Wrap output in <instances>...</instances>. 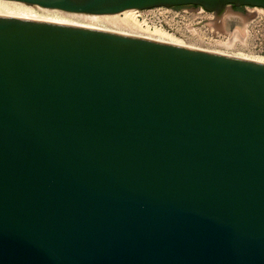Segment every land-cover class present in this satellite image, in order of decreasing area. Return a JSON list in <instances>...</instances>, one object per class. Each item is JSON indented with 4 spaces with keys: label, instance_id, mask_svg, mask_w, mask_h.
Masks as SVG:
<instances>
[{
    "label": "water",
    "instance_id": "obj_1",
    "mask_svg": "<svg viewBox=\"0 0 264 264\" xmlns=\"http://www.w3.org/2000/svg\"><path fill=\"white\" fill-rule=\"evenodd\" d=\"M240 6L0 0V264H264V63L23 11Z\"/></svg>",
    "mask_w": 264,
    "mask_h": 264
},
{
    "label": "rangeland",
    "instance_id": "obj_2",
    "mask_svg": "<svg viewBox=\"0 0 264 264\" xmlns=\"http://www.w3.org/2000/svg\"><path fill=\"white\" fill-rule=\"evenodd\" d=\"M248 10L256 11L258 14L244 25L235 19L217 20L212 12L202 9L187 10V18L184 20L174 18L172 15H162L160 20H153L157 28L161 22L164 31L174 35L180 45L248 59H264V9L249 7ZM227 12L233 13L226 11L225 15ZM145 14L147 13H141L142 16ZM136 18L138 22H142L141 17L137 15ZM212 18L217 20L213 24L210 22ZM125 28L120 31L133 32L135 27ZM237 28L242 29L241 33Z\"/></svg>",
    "mask_w": 264,
    "mask_h": 264
},
{
    "label": "bare ground",
    "instance_id": "obj_3",
    "mask_svg": "<svg viewBox=\"0 0 264 264\" xmlns=\"http://www.w3.org/2000/svg\"><path fill=\"white\" fill-rule=\"evenodd\" d=\"M24 13L29 19L48 21L60 24H69L75 26H81L86 28H94L101 30H108L113 32H119L123 34L135 35L145 37L161 42H167L172 44L180 45L174 35L167 33L160 28H150L143 26L142 22H138L136 14H120V15H97V14H86L77 12H67L60 10H50L41 8L23 7ZM123 15V17H121ZM237 20L243 22V25L248 21V17L238 15L236 13H229L225 15L224 20ZM124 25V27H123ZM134 26L133 32L120 31V29H126V26ZM130 28V27H129ZM240 33L241 28H237ZM237 33V32H236ZM242 58V57H241ZM264 63V59L253 58Z\"/></svg>",
    "mask_w": 264,
    "mask_h": 264
},
{
    "label": "built area",
    "instance_id": "obj_4",
    "mask_svg": "<svg viewBox=\"0 0 264 264\" xmlns=\"http://www.w3.org/2000/svg\"><path fill=\"white\" fill-rule=\"evenodd\" d=\"M204 10V9H202ZM190 11V10H189ZM187 10L186 11H169V12H153V13H147L145 14V16H142L141 13H137L138 17H141L142 19V23H143V26H148L150 28H157V24H155L154 20L155 19H159L160 20V17L163 15V16H167V15H172L174 18H180L181 20H184L185 18H187ZM214 17V16H213ZM154 19V20H153ZM214 18H212L210 20V22L213 20ZM160 22V21H159ZM213 24V23H212ZM159 28L163 29V25L162 23L160 22V25H159Z\"/></svg>",
    "mask_w": 264,
    "mask_h": 264
},
{
    "label": "flooded vegetation",
    "instance_id": "obj_5",
    "mask_svg": "<svg viewBox=\"0 0 264 264\" xmlns=\"http://www.w3.org/2000/svg\"><path fill=\"white\" fill-rule=\"evenodd\" d=\"M250 6H240V7H234L235 10H243V12H246Z\"/></svg>",
    "mask_w": 264,
    "mask_h": 264
}]
</instances>
